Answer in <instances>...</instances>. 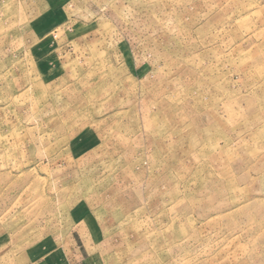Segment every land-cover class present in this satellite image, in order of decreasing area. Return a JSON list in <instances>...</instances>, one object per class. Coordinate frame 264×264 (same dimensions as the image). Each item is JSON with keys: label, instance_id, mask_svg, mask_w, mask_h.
Segmentation results:
<instances>
[{"label": "rangeland", "instance_id": "rangeland-1", "mask_svg": "<svg viewBox=\"0 0 264 264\" xmlns=\"http://www.w3.org/2000/svg\"><path fill=\"white\" fill-rule=\"evenodd\" d=\"M0 264H264V0H0Z\"/></svg>", "mask_w": 264, "mask_h": 264}]
</instances>
